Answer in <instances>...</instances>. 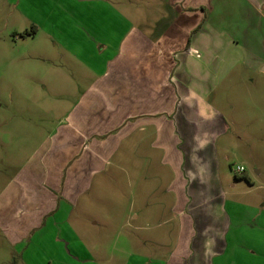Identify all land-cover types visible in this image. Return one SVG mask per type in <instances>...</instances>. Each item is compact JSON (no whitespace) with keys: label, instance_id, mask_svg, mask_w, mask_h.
Listing matches in <instances>:
<instances>
[{"label":"crops","instance_id":"0c3cea01","mask_svg":"<svg viewBox=\"0 0 264 264\" xmlns=\"http://www.w3.org/2000/svg\"><path fill=\"white\" fill-rule=\"evenodd\" d=\"M0 16L7 67L68 80L67 113L0 193L25 264L47 244L68 263L74 204L126 165L148 206L130 217L131 258L264 264V184L247 171L264 162V0H0ZM237 147L244 173L227 166ZM153 216L164 237L139 238Z\"/></svg>","mask_w":264,"mask_h":264},{"label":"rangeland","instance_id":"374dc122","mask_svg":"<svg viewBox=\"0 0 264 264\" xmlns=\"http://www.w3.org/2000/svg\"><path fill=\"white\" fill-rule=\"evenodd\" d=\"M5 26V19L0 16V193L33 155L47 132L68 111V103H59L68 98V89L64 86L68 80L64 75H56L47 67H29L28 70L25 67H7L13 63H6ZM232 154L227 166L230 171H235L237 165H244L240 158L243 152L237 147ZM262 164V173L259 175L249 164L247 171L264 184V162ZM127 174V165L121 174H112L111 170L107 178L101 177L105 181L94 188L100 191V198L90 199L87 196L74 204L72 222L78 232L77 237L74 232L68 234L71 244L66 264H93V259L99 264H160L153 257L152 262H149L148 258L135 259L130 256L133 250L129 243L132 240L130 230H133L130 217L136 204L134 213L144 212L148 206H145L144 199L136 203L133 200ZM232 175L234 179H245L250 183L246 176ZM108 179L109 183H106ZM257 184H260L259 181ZM149 201L153 212L159 210L158 202L161 200L157 195H153ZM164 203L169 204L170 208L172 201L169 196ZM96 219L100 221L99 224L92 225L90 222ZM152 219L154 225L151 229L137 231L139 238L164 237L168 226L159 225V217L153 216ZM141 248L148 252L150 249L156 250V245L149 243L147 247ZM35 249H31L33 257L30 255L31 261L26 264H63L57 262L52 245ZM16 251H22V248L11 245L0 229V264H25Z\"/></svg>","mask_w":264,"mask_h":264},{"label":"built area","instance_id":"2783aa9c","mask_svg":"<svg viewBox=\"0 0 264 264\" xmlns=\"http://www.w3.org/2000/svg\"><path fill=\"white\" fill-rule=\"evenodd\" d=\"M246 171V167L244 165H237L236 172L244 173Z\"/></svg>","mask_w":264,"mask_h":264},{"label":"water","instance_id":"95a60500","mask_svg":"<svg viewBox=\"0 0 264 264\" xmlns=\"http://www.w3.org/2000/svg\"><path fill=\"white\" fill-rule=\"evenodd\" d=\"M262 70L264 71V66H263Z\"/></svg>","mask_w":264,"mask_h":264}]
</instances>
